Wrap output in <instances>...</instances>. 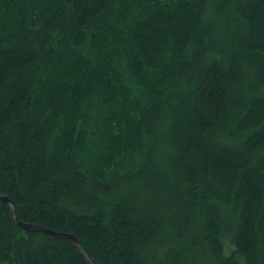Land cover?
<instances>
[{
    "label": "trees",
    "instance_id": "trees-1",
    "mask_svg": "<svg viewBox=\"0 0 264 264\" xmlns=\"http://www.w3.org/2000/svg\"><path fill=\"white\" fill-rule=\"evenodd\" d=\"M0 196L77 242L0 264H264V0H0Z\"/></svg>",
    "mask_w": 264,
    "mask_h": 264
},
{
    "label": "water",
    "instance_id": "water-1",
    "mask_svg": "<svg viewBox=\"0 0 264 264\" xmlns=\"http://www.w3.org/2000/svg\"><path fill=\"white\" fill-rule=\"evenodd\" d=\"M0 202L5 203L7 206L10 207L12 219L24 231L42 233V234H45L48 237L53 238V239L67 238V239H70L73 242L74 246L77 244L76 240L72 236L61 235V234H58V233H54V232L48 231V230L43 229L41 227H37V226H34V225L21 223L16 217L15 210L13 208L12 203L6 197H2V196H0ZM88 262H89V264H96L93 260H88Z\"/></svg>",
    "mask_w": 264,
    "mask_h": 264
},
{
    "label": "rangeland",
    "instance_id": "rangeland-1",
    "mask_svg": "<svg viewBox=\"0 0 264 264\" xmlns=\"http://www.w3.org/2000/svg\"><path fill=\"white\" fill-rule=\"evenodd\" d=\"M225 250H226V252L228 253V252L230 251V248L226 245V246H225Z\"/></svg>",
    "mask_w": 264,
    "mask_h": 264
}]
</instances>
